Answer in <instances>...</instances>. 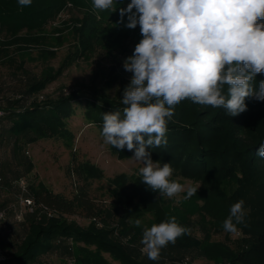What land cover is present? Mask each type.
Returning a JSON list of instances; mask_svg holds the SVG:
<instances>
[{"label": "rangeland", "instance_id": "obj_1", "mask_svg": "<svg viewBox=\"0 0 264 264\" xmlns=\"http://www.w3.org/2000/svg\"><path fill=\"white\" fill-rule=\"evenodd\" d=\"M18 4V0H12ZM59 0H32L30 6L36 7L39 2L47 6ZM130 0H117L116 11L94 10L93 0H63L61 8L38 29L23 28L16 35L0 20V176L4 185L0 189V209L8 211L6 228L0 232V241L8 258V264H75L74 245L71 239L55 238L52 249L40 254L35 261L19 263L14 258L17 246L23 241L28 224L33 220L49 218L41 210L34 214L26 213L21 201V188L15 184L19 179L27 182L30 195L32 189L46 186L50 191L71 200L77 191L85 189L90 197L102 205L104 211L99 217L104 230H113L111 239L126 248L143 264H215L207 259L198 247L182 246L177 240L162 248L158 260L148 259L142 253L141 244L143 229L159 224L175 216L184 226L190 229L189 237L195 242H203L207 238L211 243H226L235 253L240 248V237L236 233H227L213 218L199 212L193 202L184 199L187 189L204 188L199 182L185 178L173 172L170 179H176L184 186V191L173 198L161 197L153 192L154 210L143 213H132V220L140 219L142 224L136 227L129 223L118 228L123 213L112 207L113 192L117 189L114 180L121 181L125 175L133 187L139 185L146 188L141 181L139 169L143 165L127 158H121L104 143L102 130L91 124L85 117L84 103L75 105L76 114L68 119L67 128L71 134L59 139L27 140L17 138L10 132L12 122L9 109H20L33 101H46L44 104L64 98L74 91L85 90L107 94L111 98L123 96L124 88L130 83L132 73L123 68L124 60L134 52L136 44L142 39L140 26L135 29L125 27L127 14L123 23L120 8H126ZM42 6V5H40ZM25 10L26 6H20ZM56 75L39 92H30L34 84L42 83L47 74ZM264 80V73L257 74L255 86ZM44 86V85H43ZM40 98H43L42 100ZM247 111L251 114L264 112V101L254 97L245 99ZM185 107L205 108L184 100ZM159 161L161 164L167 163ZM76 163L86 164L88 177L80 178L75 171ZM196 192V193H197ZM137 199L141 201V196ZM158 203V205H157ZM196 205H203L197 200ZM23 210L22 221L10 211L11 207ZM161 207V208H160ZM69 222H75L83 228L91 224V220L83 215H66ZM129 218V219H130ZM243 235V234H242ZM83 246V244H79ZM94 248L92 247V250ZM109 264H120L110 255L105 254Z\"/></svg>", "mask_w": 264, "mask_h": 264}, {"label": "trees", "instance_id": "obj_2", "mask_svg": "<svg viewBox=\"0 0 264 264\" xmlns=\"http://www.w3.org/2000/svg\"><path fill=\"white\" fill-rule=\"evenodd\" d=\"M61 3L63 0L47 6L45 2H39L35 8L26 6L24 10L12 0H0V20L14 35L25 27L32 31L47 23L62 7ZM56 77L57 74H47L42 83L31 87L30 92L41 91ZM122 98L101 93L89 95L85 90H77L46 104V101H33L20 109H9L10 132L17 140L21 137L36 141L68 136L71 134L67 128L68 119L76 114L75 105L82 103L88 122L102 130L104 114L123 111ZM185 106L184 100L174 106V116L166 125L167 145L147 150L154 159L170 163L179 175L204 185L190 199L199 209L197 211L204 212L223 228L230 207L243 200L247 226H238L243 236L237 253L226 243L214 244L208 238L195 242L189 234L178 237L177 242L185 247H198L215 264H264V159L256 155L260 145L264 144V112L251 114V111H245L229 116L223 107ZM111 149L121 158L134 155L126 147L117 150L111 146ZM76 165V174L82 179L88 177L86 164ZM120 178L123 180L114 181L117 189H123L113 192L112 203L116 211L123 213L118 228L127 226L132 213L154 210L155 205V195H151L153 192L149 188L133 187L125 175ZM32 195L38 210L44 206L53 212V216L33 219L28 224L26 235L14 252L19 263L35 261L40 254L52 249L55 238L61 237L73 241L75 264H109L105 254L120 264H143L126 246L111 239L113 230H104L92 221L100 220L104 208L90 197L86 188L77 191L71 200L41 185L32 189ZM197 200L203 205H196ZM77 214L90 219L91 224L83 228L66 218V215ZM177 222L184 226L183 221Z\"/></svg>", "mask_w": 264, "mask_h": 264}, {"label": "clouds", "instance_id": "obj_3", "mask_svg": "<svg viewBox=\"0 0 264 264\" xmlns=\"http://www.w3.org/2000/svg\"><path fill=\"white\" fill-rule=\"evenodd\" d=\"M32 0H18L30 6ZM117 0H93L94 10L116 11ZM125 27L140 26L142 39L123 62L132 73L123 90V111L103 115L104 143L133 151L129 158L143 165L141 181L161 197L173 198L184 191L174 169L151 158L149 148L167 145L166 125L174 106L182 100L226 110L229 116L247 111L245 99L264 101V80L255 86L257 74L264 73V0H130L119 9ZM167 105V107H166ZM256 155L264 159V144ZM199 188V187H198ZM187 189L184 199L196 195ZM245 202L230 207L223 221L227 233L245 225ZM140 227V219H129ZM190 229L170 217L143 229L141 251L156 261L162 248L175 244Z\"/></svg>", "mask_w": 264, "mask_h": 264}, {"label": "built area", "instance_id": "obj_4", "mask_svg": "<svg viewBox=\"0 0 264 264\" xmlns=\"http://www.w3.org/2000/svg\"><path fill=\"white\" fill-rule=\"evenodd\" d=\"M40 99L42 100L43 98H40ZM2 115L3 113L0 111V118L2 117ZM15 184L21 188L23 194H27L26 196L21 197V201L23 203V207L25 208L26 213L34 214L38 210V208L35 204L33 195H30L27 182L24 179H19L15 182ZM3 185H4L3 177L0 176V189H2ZM11 211L15 213V217L17 220L22 221L23 216H24L23 210H18L17 208L13 206L10 208L9 212ZM41 211L44 212L48 217L53 216V212L44 206H42ZM7 219H8V211L5 209H0V232L6 228ZM92 221L96 222L97 225L101 227L99 220L92 219ZM237 236L242 238L243 235L239 232ZM0 264H8V258L1 244V241H0ZM184 264H188V263L185 262Z\"/></svg>", "mask_w": 264, "mask_h": 264}]
</instances>
